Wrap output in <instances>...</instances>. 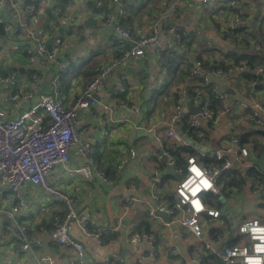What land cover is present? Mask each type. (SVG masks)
Masks as SVG:
<instances>
[{"label": "crops", "instance_id": "1", "mask_svg": "<svg viewBox=\"0 0 264 264\" xmlns=\"http://www.w3.org/2000/svg\"><path fill=\"white\" fill-rule=\"evenodd\" d=\"M90 1L93 3L95 0H66L63 5L61 31L64 30L65 37L58 48L57 59L59 62L77 63L81 59H88L92 52H103L100 70L105 62L115 57L114 53L120 46L113 45L111 41L115 37L112 30L103 22L101 15L93 13L88 5ZM175 2L179 6L173 19L181 23L179 29L185 38L182 43L197 58L218 62L224 59L228 51L247 49L254 52L253 45L264 46V0H242L245 23L239 28H243V32L231 38L226 36L223 29V23L229 19L223 6L196 7L190 0H121L127 8L123 16L128 22L126 28L131 30L133 37L148 35L158 19L159 11ZM47 4H42V13L37 14L30 24L36 33L43 35L47 32V28L43 29L46 17L52 15ZM0 13L5 21L15 23L7 6L1 8ZM88 18L96 20V24L85 27L84 22ZM80 25L84 28L79 29ZM22 33L27 34L24 30ZM165 39L164 35L159 37L161 42ZM27 42L5 37L0 31V70L6 72L5 76L0 77L14 71L18 74L11 85L0 90V106L11 117L37 103V97L22 101L17 106H12L8 101L9 93L20 88L29 89V70L39 72L40 95H52V80L57 75L56 66L52 63L43 66L41 62L30 61L24 55ZM49 42L52 43V40ZM244 64L238 65L243 69L235 71L226 84H220V91L225 96L223 106L228 113L226 121L210 134L214 148L225 139L228 126L236 133L249 128L245 122L250 115L252 98L264 103V74L260 78L261 88H255L241 75L245 70ZM19 69H22V73ZM184 70L183 64L175 68L160 64L155 46L148 47L141 58L116 69L106 83L95 91L98 104L80 110L77 121L81 140L93 148L90 161L103 174L105 181L99 178L87 180L76 174L74 171L84 166L85 161L74 151L70 152L67 166L55 167L47 175L49 185L71 198L74 211L87 217L93 235H98L99 240L101 236H114L102 244L93 235L86 237L75 223L70 225V234L84 244L93 264H138V259L149 250L141 234L134 231L140 221L149 225V234L156 239L155 260L144 264L188 263L189 255L196 249V242L185 229L174 225L166 227L163 225L165 220L157 214L158 219L147 215L155 207L156 199H164L169 193L173 196L175 179L164 185L161 181L155 188L151 187V182L153 174L159 170L155 139L161 135L163 124L168 120L175 90L187 82ZM84 87L85 82L81 78L72 81L67 95L61 93V100L71 105ZM118 88H124L126 92L120 95L109 93ZM153 101L154 107L150 103ZM121 102L127 107H121ZM101 104L117 106V109L111 115L105 114L100 108ZM120 120L123 122L116 123ZM256 132L258 135H252L247 144L249 156L253 159L257 153L264 157V128ZM166 168L160 171V177ZM129 198L139 202L129 204ZM222 207L217 205L218 209ZM45 208H48L47 212L42 210ZM223 212L222 219L230 226L240 222L244 210L242 207L228 206ZM64 213L63 204L39 187L25 186L18 198L5 192L0 196V264H38L43 257L57 262L61 250L52 238V222L56 216ZM256 214L261 215L260 212ZM22 225L29 236L27 250L22 248L23 244L19 241V227ZM223 229L221 227V232ZM172 250L175 254H172Z\"/></svg>", "mask_w": 264, "mask_h": 264}, {"label": "built area", "instance_id": "2", "mask_svg": "<svg viewBox=\"0 0 264 264\" xmlns=\"http://www.w3.org/2000/svg\"><path fill=\"white\" fill-rule=\"evenodd\" d=\"M180 1V0H179ZM196 7L223 6L229 15V19L223 23L226 34L233 32L245 23V12L242 0H190ZM48 3L54 16V21L49 24L46 34L36 33L30 26L37 14L42 13V4ZM114 9L106 20V26L113 33L127 41V48L119 57H114L105 62L99 71V75L88 82L80 95L71 105H66L61 100L58 90V74L65 72L69 62H59L58 48L63 44L65 37L62 30V8L60 0H0V9L4 6L10 10V16L15 23L4 20L0 13V28L5 37L27 40L24 47V55L30 61H39L44 65L52 63L56 66L57 75L52 80V95H40V76L35 73L27 80L29 89L20 88L14 93H9L8 101L12 106H17L22 101H29L37 97V103L11 117L0 106V196L9 192L14 198H18L25 186L41 188L47 195L63 204L65 213L56 216L53 220L52 238L55 245L61 250L58 261L43 257L38 264H93L83 243L76 241L70 234V225L75 223L77 228L91 238L88 230V219L82 213L74 211L72 200L65 194L54 189L47 182V175L55 167H65L69 164L70 152L74 151L85 161V165L74 172L85 179L99 178L105 181L103 174L97 171L90 159L93 148L88 142L80 138L77 131L79 111L88 109L98 104L95 99V91L111 77V74L123 64L141 58L148 47L155 46L160 64L167 65L168 53H175L181 58L187 68V82L180 85L174 92L173 107L160 136L155 141L158 144L156 163L159 168L170 167L180 175L181 180L173 187V204L169 205L165 199H156V205L147 215L157 218L156 212H162L169 218V223L164 226L174 225L185 229L196 242V249L189 255L188 263L199 264L204 253L218 258L224 264H264V181L251 183L247 181L240 193L224 197L221 185L217 186V179L224 171L237 169L242 173L252 166L249 159L248 145L240 144V140L231 126L227 127L225 139L219 142V146L212 148L210 134L221 122L226 121L228 111L223 108L218 113L207 109V103L203 98H198L194 103L190 102L188 90L191 86L200 83V86L210 87L211 93L218 99L225 101V96L220 91V84H226L240 66L228 70H211L205 68L196 55L182 43L179 28L167 26L165 20L168 17L176 18L178 2L163 7L158 13L151 32L145 36L133 37L128 29L121 26L119 19L123 15L125 5L121 0H99L95 8ZM46 7V6H45ZM22 18V19H21ZM22 30L27 34H23ZM161 35L166 36L160 41ZM52 40V43L49 41ZM51 46V47H50ZM256 53H264V46L253 45ZM251 73L259 79L264 74V65H257ZM18 77L16 71L6 77H0V90L11 85ZM198 81V82H197ZM256 83V82H255ZM255 83L252 86L255 87ZM254 89V88H253ZM124 88L110 90L112 95L124 94ZM206 98V95H204ZM191 103L197 108L193 115L187 110V104ZM224 105V104H223ZM127 107L126 104H120ZM103 113L113 114L117 106L101 104ZM189 115L188 125L194 129L208 131V139L199 136L198 139L189 138L181 127L182 119ZM123 122V120L117 121ZM248 129L262 130L264 128V103L257 98H252L250 115L245 122ZM210 128V129H208ZM181 148L187 152H196L199 156H208L214 161H222V167L211 169L203 167L197 158L189 156L184 171L175 169L176 161L169 151V147ZM264 173V170H263ZM161 183L160 169L153 174L151 187L155 188ZM212 194L216 197V204L222 205V209L209 208L203 201V196ZM239 195V196H236ZM128 203H137L139 200L127 199ZM232 207H242L244 210L238 224L227 226L222 219L224 210ZM45 212L48 208L42 209ZM255 212H260L257 217ZM224 227L220 235L211 239L210 228ZM21 237L19 241L22 248L27 250L28 237L26 227H19ZM98 243L99 236L93 235ZM141 238L149 245L138 264L155 260V236L145 231ZM233 240L232 242H230ZM172 254L175 252L172 250Z\"/></svg>", "mask_w": 264, "mask_h": 264}, {"label": "trees", "instance_id": "3", "mask_svg": "<svg viewBox=\"0 0 264 264\" xmlns=\"http://www.w3.org/2000/svg\"><path fill=\"white\" fill-rule=\"evenodd\" d=\"M96 2L98 0H95ZM95 1L92 3L91 1L88 2L89 7L92 9L93 13L101 15L102 16V20L104 23H106L107 17L114 13V9H107V4L105 3L104 8L101 9H97L95 8ZM60 8L63 9V5L66 3V0H60ZM127 8L125 7L123 10V15L122 17L119 19V23L121 26L123 27H127L128 26V22L127 20H124V13H126ZM46 25L43 26V29L48 30L49 24L51 22L54 21V16L53 15H48L46 17ZM84 28L83 25H80L79 29ZM1 31V28H0ZM181 38H182V42L185 41L184 35L182 34V31L180 29H178ZM243 32V28H237L233 34H226L227 37H232L234 34L237 33H242ZM113 43L114 46H120L119 49H117L114 53L115 57H119L121 55V52L123 50H125L127 48V44H124L123 42H121L118 39H114L111 41ZM248 46V45H247ZM246 48V47H245ZM173 54V55H172ZM104 53L103 52H92L90 54V56L88 57V59H81L79 60L77 63L70 61L68 68L65 70V72H61L58 74V90L59 93L61 95V93L63 95H67L70 86H71V82L81 78L84 82L85 85L92 81L93 79H95L98 75H99V66H100V56H103ZM172 55V56H171ZM223 60L222 61H218V62H209V61H205L201 58H198L203 66L205 68L211 69V70H228L230 68L233 67H237L239 64L241 63H245V70L243 71V73L241 74L242 77L249 83H255V88H261V86H259L260 83V78L256 79V77L250 73L251 70L257 66V65H261L263 64V53H256L253 52L251 50H247V49H243L240 52H232V51H228L224 54L223 56ZM179 64H183L181 58H179L175 53H168L167 56V67H177ZM184 66V65H183ZM185 70L184 73L187 75V68L186 66H184ZM5 73L3 70H0V75H4ZM29 75V77L35 73H39L36 72L35 70L31 69L27 72ZM198 82V81H197ZM188 95L190 98V102L194 103L198 98H203L204 99V103H207V109L213 113H218L220 110H222L224 108L223 106V101L218 99L217 97H215L210 90V87H204V86H200V83L198 82V84H195L193 86H191L188 90ZM206 95V98L205 96ZM189 115L187 114L181 122V129L182 131L191 139H198L199 136H204L206 139H208V131L207 130H203V129H194L191 128L187 121H188ZM210 129V128H208ZM252 135H258L256 130H248V129H244L243 131H241L240 133L237 134L239 140H240V144H249L250 143V137ZM214 146V145H213ZM212 146V148H214ZM169 151L171 152L172 156L174 157L175 161H176V165H175V169L177 171L181 170L184 171L187 165V159L189 156H194L197 158V161L199 164H201L203 167L211 169L213 167H217V168H221L223 162L222 161H214L209 159L208 156H199L196 152L192 151V152H187L182 150L181 148H176L170 145V147L168 148ZM248 153H250L249 149H248ZM252 163V166L250 168H248L247 170H245L244 173H242L241 171L237 170V169H233L230 171H224L220 174V176L217 179V186L221 185V192L222 195L224 197H228L231 194L234 193H240L243 188H244V184L247 181H251V183H259L264 181V157L261 154H256V156L254 157V159L249 156ZM160 171L163 169L159 168ZM170 180H174V178L172 176H169L167 174H163L161 176V181L162 184L163 183H167ZM160 185L161 187L164 185ZM203 201L204 203L207 205V207L209 208H214L217 209V204H216V197L212 194H206L203 197ZM164 199L168 202L169 205L173 204V196L171 195V193H169L166 197H164ZM88 230L91 232V227L89 225H87ZM135 232L137 233H142V232H146V233H151L150 227L149 225L144 222V221H140L138 222V224L136 225ZM221 228L220 229H216L211 227L210 228V237L211 239L214 238L217 234L220 235L221 234ZM27 237L28 234H26ZM110 238H114V236H110L108 238H105L104 236H101L100 240L102 244H105ZM233 240H231L230 242H232ZM234 242V241H233ZM118 264H123L121 262H118ZM199 264H224L222 263L218 258L204 253L203 256H201V262Z\"/></svg>", "mask_w": 264, "mask_h": 264}, {"label": "water", "instance_id": "4", "mask_svg": "<svg viewBox=\"0 0 264 264\" xmlns=\"http://www.w3.org/2000/svg\"><path fill=\"white\" fill-rule=\"evenodd\" d=\"M47 11H48V10H47ZM165 22H166V24H168V25H172V26H174V27H176V28H179V27L181 26V23H180L179 21L174 20V19L171 18V17L166 18ZM93 23L96 24V20H94V19H92V18H88V19L84 22V26H85V27H88L89 25H91V24H93ZM19 72L22 73V69H19ZM187 110H188L189 113H192L193 115H195V114L197 113V108H196V106H194V105L191 104V103H188V104H187ZM165 174H167V175H169V176H172V177H173L175 180H177V181H180V180H181L180 175L177 174L173 168L167 167L166 170H165ZM217 205L219 206L220 204L217 203ZM156 214H157L158 216H160L161 218H163V219L165 220L166 223H169L170 220H169L168 217L165 216L164 213H162V212H158V211H157Z\"/></svg>", "mask_w": 264, "mask_h": 264}, {"label": "rangeland", "instance_id": "5", "mask_svg": "<svg viewBox=\"0 0 264 264\" xmlns=\"http://www.w3.org/2000/svg\"><path fill=\"white\" fill-rule=\"evenodd\" d=\"M126 7V6H125ZM126 29H128V28H126ZM129 31H130V33H131V35H132V32H131V30L130 29H128ZM113 32V31H112ZM114 34V33H113ZM133 36V35H132ZM114 37L116 38V39H118V40H120L121 42H123L124 44H127V41L126 40H124V39H122V38H120V37H118V36H116L115 34H114ZM113 37V38H114ZM114 38V39H115ZM197 57V56H196ZM198 59V58H197ZM151 103V105H152V107H154V105H155V101H153V102H150ZM257 215V214H256ZM257 217H259V215H257Z\"/></svg>", "mask_w": 264, "mask_h": 264}]
</instances>
